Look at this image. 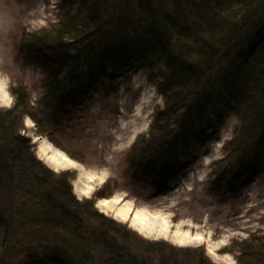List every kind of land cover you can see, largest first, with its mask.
Here are the masks:
<instances>
[{
	"label": "trees",
	"instance_id": "obj_1",
	"mask_svg": "<svg viewBox=\"0 0 264 264\" xmlns=\"http://www.w3.org/2000/svg\"><path fill=\"white\" fill-rule=\"evenodd\" d=\"M57 16L18 46L19 61L42 75L39 97L11 85L13 104L0 109V264H213L96 210L112 196L108 183L77 200L76 173L48 168L24 121L62 149L54 135L77 126L83 106L142 71L164 106L129 150L133 183L161 189L233 117L211 175L238 191L264 174V0H59ZM230 251L236 264H264V235Z\"/></svg>",
	"mask_w": 264,
	"mask_h": 264
},
{
	"label": "rangeland",
	"instance_id": "obj_2",
	"mask_svg": "<svg viewBox=\"0 0 264 264\" xmlns=\"http://www.w3.org/2000/svg\"><path fill=\"white\" fill-rule=\"evenodd\" d=\"M58 4L59 0H0V109L13 104L11 85H26L33 102L39 97L37 86L42 75L19 61L18 46L23 33L56 24ZM163 106L156 89L138 71L124 76L110 94L95 95L80 110L78 116L82 119L77 126L65 127L54 135L62 149L39 136L28 118L24 121V133L48 168L56 173H76L71 185L77 200L91 199L108 183L114 190L112 196L95 204L103 215L149 241L202 250L213 264H236L231 246L264 235V174L253 175L241 189L230 193L213 182V165L223 158V146L232 139L237 124L236 118L231 117L219 135L167 185L155 190L133 183L126 159L129 150L139 136L148 132L154 113ZM44 141L76 166L51 167L46 161L54 160L43 149ZM127 207L126 217L121 216ZM138 212L145 219L143 233L133 222ZM181 237L185 243H181Z\"/></svg>",
	"mask_w": 264,
	"mask_h": 264
},
{
	"label": "bare ground",
	"instance_id": "obj_3",
	"mask_svg": "<svg viewBox=\"0 0 264 264\" xmlns=\"http://www.w3.org/2000/svg\"><path fill=\"white\" fill-rule=\"evenodd\" d=\"M1 92H0V95L3 96V93H1ZM43 143L45 145V147H43V149L46 151L47 154H50L52 160H54V161H51V159L49 158L50 161L49 160L46 161L49 165H51V167L57 168V167H60L61 164H63V165L66 164V166L69 165V166H72V167H74V165L76 166V164L74 162H72L71 160L65 158L62 154H60V152L55 151L48 142L44 141ZM59 160H63L64 163H60ZM51 162H53V163H51ZM100 206L102 207V206H104V204L103 203H100ZM128 210H129V207H127V209H125V211H121V216L126 217V215L128 213ZM144 220L145 219L143 218V216L141 215V213L138 212V213H136L135 218H134V221H133L136 226L137 225L140 226V228H138V230L140 232H142V233L144 232L142 230L143 229L142 228L143 227L142 225H144ZM180 241H181V243H185L184 237H181Z\"/></svg>",
	"mask_w": 264,
	"mask_h": 264
}]
</instances>
